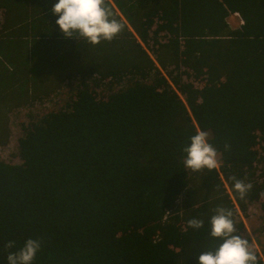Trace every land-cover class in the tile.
Returning <instances> with one entry per match:
<instances>
[{
  "label": "trees",
  "instance_id": "16d2710c",
  "mask_svg": "<svg viewBox=\"0 0 264 264\" xmlns=\"http://www.w3.org/2000/svg\"><path fill=\"white\" fill-rule=\"evenodd\" d=\"M55 2L0 0V144L9 110L71 93L28 110L20 162L0 160V264L29 238L32 264H199L220 243L213 210L264 193V0H113L131 29L115 15L124 30L96 45L59 31ZM197 130L215 169L183 164ZM233 176L253 185L243 200Z\"/></svg>",
  "mask_w": 264,
  "mask_h": 264
},
{
  "label": "clouds",
  "instance_id": "9594fccd",
  "mask_svg": "<svg viewBox=\"0 0 264 264\" xmlns=\"http://www.w3.org/2000/svg\"><path fill=\"white\" fill-rule=\"evenodd\" d=\"M50 12L57 17L55 23L65 37L83 39L92 45L99 44L102 40L112 41L125 27L115 17L111 0H56ZM2 17L3 14L0 19ZM123 21L127 26L129 25L126 20ZM128 28L131 29L130 25ZM147 51L150 57H153L152 52L149 49ZM189 140L190 143L181 149L185 153L183 164L186 168L196 172L203 169L212 170L219 166L217 149L208 142L207 131L197 130ZM224 147L227 149L230 146L225 144ZM260 168L259 165L255 170L257 180H260ZM230 179L234 181L232 185L234 191L243 200L251 191L252 183L234 176ZM213 211L215 214L208 221L209 235L218 238L220 243L213 250L201 252L197 257L199 264H258V256L250 249L248 240L237 234L232 210L217 206ZM187 225L199 229L203 227L204 221L191 218L187 221ZM14 245V241H8L5 248H13ZM40 247L39 240L29 238L17 251L8 253L7 262L8 264H32Z\"/></svg>",
  "mask_w": 264,
  "mask_h": 264
},
{
  "label": "rangeland",
  "instance_id": "374dc122",
  "mask_svg": "<svg viewBox=\"0 0 264 264\" xmlns=\"http://www.w3.org/2000/svg\"><path fill=\"white\" fill-rule=\"evenodd\" d=\"M1 15L2 10L0 9V16ZM239 23L240 19L237 17L235 21L232 22V25H238ZM188 80L192 81L196 86L202 85V82H198L193 78H188ZM56 89L44 94L45 96L40 95V97L32 100L33 102L31 104L18 108H12L8 111L7 114L10 118L9 135L7 142L5 144H0V160H3L9 164L20 162V158L17 155V138L22 133L21 122L23 124L27 122L28 118L26 112L28 110L41 113L48 110L57 109L60 105H63L64 101L61 99L65 100L70 93L68 90V84L66 83L57 90ZM94 92L97 93L98 97L103 95V92L100 91V88L94 89ZM58 97L61 99H58ZM255 165L259 167V164ZM237 211L238 213L234 216L236 219L235 224L238 223V220H242L240 222V228H237L235 225V227L239 229L238 234L248 240L250 248L253 247V251L258 256L257 258L261 257L263 259V256L261 255H264V250H261V248H264V193L260 195L258 200H253L252 203L246 205V207L243 209L238 207Z\"/></svg>",
  "mask_w": 264,
  "mask_h": 264
},
{
  "label": "crops",
  "instance_id": "0c3cea01",
  "mask_svg": "<svg viewBox=\"0 0 264 264\" xmlns=\"http://www.w3.org/2000/svg\"><path fill=\"white\" fill-rule=\"evenodd\" d=\"M145 1V0H144ZM111 7H112V10H113V13H114V15H117V16H120L121 17V19L122 20H125V18L123 17V15L120 13V11L118 10V8H117V6L114 4V2H113V0H111ZM147 5V4H146ZM146 7V6H145ZM126 11H127V13L128 14H130V12H129V9H128V7L126 8ZM143 11H144V9L143 8H141V10H140V14L141 13H143ZM229 20H230V22L232 23V22H234L235 21V18L234 17H230L229 18ZM127 22V21H126ZM233 221H234V224H235V221H236V219H235V217L233 218ZM240 220H238V224H240ZM236 225V224H235ZM241 227V224H240V226L238 227V228H240ZM237 229V228H236ZM238 230L239 229H237V234H238ZM240 235V234H239ZM249 247H250V245H249ZM251 250H253V247L252 248H250ZM262 249V248H261Z\"/></svg>",
  "mask_w": 264,
  "mask_h": 264
},
{
  "label": "bare ground",
  "instance_id": "6f19581e",
  "mask_svg": "<svg viewBox=\"0 0 264 264\" xmlns=\"http://www.w3.org/2000/svg\"><path fill=\"white\" fill-rule=\"evenodd\" d=\"M56 96H57V95H56ZM58 99H61V98L58 97ZM61 100H62V101H65V100H63V99H61ZM261 250H264V248H262Z\"/></svg>",
  "mask_w": 264,
  "mask_h": 264
}]
</instances>
